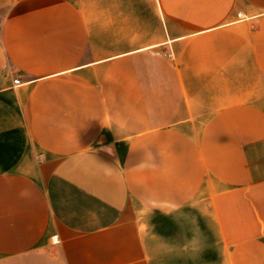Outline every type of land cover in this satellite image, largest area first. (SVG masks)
<instances>
[{"label": "crops", "instance_id": "obj_1", "mask_svg": "<svg viewBox=\"0 0 264 264\" xmlns=\"http://www.w3.org/2000/svg\"><path fill=\"white\" fill-rule=\"evenodd\" d=\"M0 264H264V0H0Z\"/></svg>", "mask_w": 264, "mask_h": 264}, {"label": "built area", "instance_id": "obj_2", "mask_svg": "<svg viewBox=\"0 0 264 264\" xmlns=\"http://www.w3.org/2000/svg\"><path fill=\"white\" fill-rule=\"evenodd\" d=\"M13 82H14V83H18V82H19V78H14V79H13Z\"/></svg>", "mask_w": 264, "mask_h": 264}]
</instances>
